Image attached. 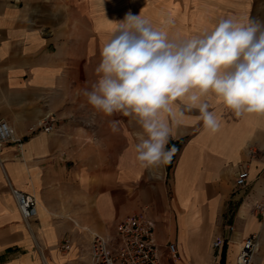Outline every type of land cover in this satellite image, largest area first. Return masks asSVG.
<instances>
[{
    "label": "crops",
    "instance_id": "crops-1",
    "mask_svg": "<svg viewBox=\"0 0 264 264\" xmlns=\"http://www.w3.org/2000/svg\"><path fill=\"white\" fill-rule=\"evenodd\" d=\"M129 11L156 27L171 19L167 30L184 36L253 17L249 0H0V120L14 130L0 146V264H90L92 235L137 214L161 252L175 244L163 264H235L253 234L250 264H264V218L254 210L264 202V116L236 117L209 98L219 131L190 114L173 127L172 165L145 170L129 118L87 104L82 90L97 79L109 21ZM45 118L50 131L39 127ZM111 120L120 121L115 133ZM243 169L247 185L237 188ZM11 189L35 199L33 218H22Z\"/></svg>",
    "mask_w": 264,
    "mask_h": 264
},
{
    "label": "clouds",
    "instance_id": "clouds-1",
    "mask_svg": "<svg viewBox=\"0 0 264 264\" xmlns=\"http://www.w3.org/2000/svg\"><path fill=\"white\" fill-rule=\"evenodd\" d=\"M103 3V0H101ZM100 49L97 79L82 90L87 104L106 117L116 114L136 126L135 158L145 170L170 163L173 127L194 117L216 133L221 120L209 98L236 117L264 116V20L220 19L184 36L156 27L143 14L127 12ZM120 121L109 122L117 132Z\"/></svg>",
    "mask_w": 264,
    "mask_h": 264
},
{
    "label": "built area",
    "instance_id": "built-area-1",
    "mask_svg": "<svg viewBox=\"0 0 264 264\" xmlns=\"http://www.w3.org/2000/svg\"><path fill=\"white\" fill-rule=\"evenodd\" d=\"M43 131L52 129V121L47 118L39 123ZM35 130L34 126L30 128ZM14 138V130L6 121L0 120V146L11 142ZM248 171L240 170L235 178V186L243 188L247 185ZM11 194L16 200L20 214L24 220H29L37 214L35 199L28 194L11 189ZM254 210L264 218V202L255 203ZM232 230V227H230ZM220 242L217 240L213 246L217 248ZM257 237L253 234L242 241V246L237 254L235 264H250L254 253L257 251ZM63 249L68 248V242H64ZM88 254L90 264H163V258L172 259L177 255L174 243H168L166 252H161L153 242V230L142 214L132 215L120 221L113 232L107 235L93 234ZM213 264H221L218 261Z\"/></svg>",
    "mask_w": 264,
    "mask_h": 264
},
{
    "label": "rangeland",
    "instance_id": "rangeland-1",
    "mask_svg": "<svg viewBox=\"0 0 264 264\" xmlns=\"http://www.w3.org/2000/svg\"><path fill=\"white\" fill-rule=\"evenodd\" d=\"M250 1V12L252 14V18L260 19L262 12H264V0H249ZM168 264H171L168 261Z\"/></svg>",
    "mask_w": 264,
    "mask_h": 264
},
{
    "label": "trees",
    "instance_id": "trees-1",
    "mask_svg": "<svg viewBox=\"0 0 264 264\" xmlns=\"http://www.w3.org/2000/svg\"><path fill=\"white\" fill-rule=\"evenodd\" d=\"M175 146L176 147V149L179 147V143L177 144H175V143H171V142H169V144H168V148H171L172 146ZM174 157H175V154H174V156L172 157V159H171V161H170V163H168V166L170 167L171 165H172V162H173V160H174Z\"/></svg>",
    "mask_w": 264,
    "mask_h": 264
}]
</instances>
